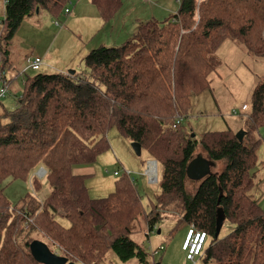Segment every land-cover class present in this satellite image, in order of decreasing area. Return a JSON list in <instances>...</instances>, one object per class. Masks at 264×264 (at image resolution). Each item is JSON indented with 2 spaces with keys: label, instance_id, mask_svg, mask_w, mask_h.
I'll return each mask as SVG.
<instances>
[{
  "label": "trees",
  "instance_id": "trees-1",
  "mask_svg": "<svg viewBox=\"0 0 264 264\" xmlns=\"http://www.w3.org/2000/svg\"><path fill=\"white\" fill-rule=\"evenodd\" d=\"M74 1L3 0L2 69L12 67L11 40L25 18L46 9L60 20ZM92 1L106 23L122 3ZM263 33L264 0H204L199 8L197 0H181L176 14L141 22L121 46L92 49L83 59L84 70L27 76L14 110L0 119V264H41L31 252L34 240L76 264H98L110 250L124 262H145L147 253L132 235L152 231L168 213L189 230L205 233L197 264H264V209L256 197L255 170L264 128V78L253 91L243 141L231 129L198 140L187 122L196 96L211 88L224 41L264 56ZM113 128L161 164V193L151 208L126 175L109 196L92 198L86 177L74 173L110 147L107 134ZM199 155L212 166L191 191L187 167ZM40 168L47 171V201L29 193L13 206L1 184L33 175L39 190L34 174ZM226 223L235 227L222 235Z\"/></svg>",
  "mask_w": 264,
  "mask_h": 264
},
{
  "label": "rangeland",
  "instance_id": "rangeland-1",
  "mask_svg": "<svg viewBox=\"0 0 264 264\" xmlns=\"http://www.w3.org/2000/svg\"><path fill=\"white\" fill-rule=\"evenodd\" d=\"M84 4H88L90 7L86 11H82L79 19L74 21L73 19L72 21L67 20V15L57 20L46 9L25 18L11 40L10 56L11 60L13 59V64L8 71L14 78H17L10 85V90L0 105L2 121L6 119L2 117V113H11L17 105L20 90L24 85L20 79L21 73L25 75V78L38 73L31 69L25 70L27 56H36L37 54L42 57L46 56L45 64L41 71L39 70L43 73L66 72L59 70V67L74 70L78 65H83L81 59L83 55L88 54L102 43H105V46L111 45L110 47L121 46L126 39H123L118 45L114 44L116 43L114 40L119 38L118 34L121 30L125 35L124 25L129 27L133 23L139 24L153 19L160 22L165 21L179 11L181 0H152L150 3L141 0H122L120 10L115 15V20L118 23V25H114L116 31L112 27L101 30L99 20L102 18H100L98 9L92 0H75L74 4L68 6L72 10L70 17L74 16L76 8L83 7ZM3 15L4 2L0 0V32ZM58 21L66 23V29L61 31V24L58 25ZM216 55L219 65L211 76V88L196 96L192 113L187 121L192 125L198 140L205 133L211 131L231 129L237 133L243 130L246 125L244 115L241 114L242 106L245 104L249 106V110L245 111V114L251 112L253 91L258 82L264 78V56L253 55L234 40L224 41ZM48 64L59 67L48 66ZM234 109L238 110L240 114L234 115ZM260 133L262 138L260 159L255 170L257 187L262 190L259 194L263 193L260 203L264 209V128L260 129ZM107 135L110 147L100 153L95 162L75 167L81 174L86 175V185L90 196L92 198L109 196L115 191L117 181L125 176L124 170H126L138 179L135 184L138 185V191L142 194V202L148 208L156 205L161 193L160 162L150 158L146 149H143L141 155H138L132 147V141L123 136L117 128L111 129ZM197 152L200 153L201 150L199 149ZM148 163L156 164L155 173L145 174ZM220 167L218 165L213 171H217ZM84 168L85 170H83ZM38 178L42 184L39 190L33 188V175L27 179H7L1 184V187L13 206L19 205L29 193L34 194L40 202L45 203L49 198L50 189L45 178ZM194 181L191 180L188 186L191 191H194L199 184ZM59 221L65 227H69L71 224L66 218H60ZM234 227V224L226 223L222 235L228 234ZM189 228L191 226H187L179 216L165 214L152 231L144 229L132 235V239L147 253L145 262L140 261L139 258L124 262L113 250H110L106 258L98 264H197V256L194 260H190L188 255L186 258L185 251L187 250L182 246Z\"/></svg>",
  "mask_w": 264,
  "mask_h": 264
},
{
  "label": "water",
  "instance_id": "water-1",
  "mask_svg": "<svg viewBox=\"0 0 264 264\" xmlns=\"http://www.w3.org/2000/svg\"><path fill=\"white\" fill-rule=\"evenodd\" d=\"M39 11V9H37ZM73 74L75 70H70ZM246 131L240 130L236 133V137L243 141ZM132 147L138 155H141L142 146L138 142H132ZM212 163L202 155L195 157L187 167V176L191 180L201 181L205 179L211 170ZM218 235V234H217ZM31 252L35 260L41 264H76L69 262L67 257L61 256L53 252L48 244L41 240H34L31 244Z\"/></svg>",
  "mask_w": 264,
  "mask_h": 264
},
{
  "label": "built area",
  "instance_id": "built-area-1",
  "mask_svg": "<svg viewBox=\"0 0 264 264\" xmlns=\"http://www.w3.org/2000/svg\"><path fill=\"white\" fill-rule=\"evenodd\" d=\"M145 1H149V0H145ZM204 1V0H197V7L199 8L200 3ZM66 15L69 16L71 13V10L69 8H66L65 10ZM197 19V23L199 22V16L196 18ZM175 20V19H174ZM176 21V20H175ZM61 24V28L64 30L66 29L67 25L66 23H61V21H58V25ZM44 58L41 56H29L27 57V69H31L33 71H39L42 69V66L44 65ZM9 71H5L4 69H2V62H0V102H2V100L6 97L8 91L10 90V80L11 78L8 77ZM21 76H25L23 73H21ZM25 82V78L23 79V83ZM249 110V106L247 104H245L244 106H242L241 109V114L244 115V117H248V114H245V111ZM233 114L237 115L240 114V112L236 109L233 110ZM181 118L178 117L177 123L181 122ZM157 170L156 164L155 163H148L147 164V168L145 171V174H152L155 173ZM37 174H35L36 176L40 177V178H45L47 171L44 168H40V170L38 172H36ZM124 174L130 179V181L132 183H136L137 178L135 176L132 175L131 172L124 170ZM118 175V173L116 172V176ZM201 244L198 243H194L193 246L189 245L188 248L186 249L188 251V257L190 258V260H194V258L198 255L201 254L202 248L200 246ZM201 247V248H200Z\"/></svg>",
  "mask_w": 264,
  "mask_h": 264
},
{
  "label": "crops",
  "instance_id": "crops-1",
  "mask_svg": "<svg viewBox=\"0 0 264 264\" xmlns=\"http://www.w3.org/2000/svg\"><path fill=\"white\" fill-rule=\"evenodd\" d=\"M141 1H145V0H141ZM147 2V1H146ZM149 3L150 2H152V0H149L148 1ZM74 4V3H73ZM82 6H79V8H76L75 9V11H74V16H72V17H70L71 15H69L68 16V18H67V20L69 19L70 21H72V19H73V21L74 20H78L79 19V16H80V14H81V12L82 11H86L90 6L88 5V4H84L83 5V7L81 8ZM71 12H72V10H71ZM99 12V11H98ZM70 14H72V13H70ZM99 15H100V13H99ZM101 16V15H100ZM100 18H102V17H100ZM115 18H116V16L112 19V20H110L109 22H104L103 21V19H100L99 20V23H100V26H101V30L102 29H107L108 27H112L113 28V30H115L116 31V28H115V24H117L118 25V23L116 22V20H115ZM114 20V22H112ZM140 24V23H139ZM139 24H137V23H133L131 26H125L124 25V27H125V35H123L122 34V30H121V32H119V34L118 35H120L119 36V38L115 41L114 40V42H116V43H114L115 45H118V44H120L121 43V41L124 39H129V38H132L136 33H137V31H138V29H139ZM112 30V31H113ZM61 31H63V29L61 28ZM123 35V36H122ZM110 40V39H109ZM105 43H102L101 45H104ZM111 45H109L108 47H110ZM87 55V54H86ZM86 55H83V57L81 58L82 60H83V58H84V56H86ZM30 56V55H29ZM29 56H27V57H29ZM36 56H41L42 57V55H40V54H37ZM43 57H45L44 58V61H45V59H46V56L45 55H43ZM83 62V61H82ZM74 63V62H73ZM51 64H48V66H50ZM52 67H59V66H56V65H51ZM83 65H78V67H76L74 70H75V72L76 71H81V70H84V67H82ZM67 69H69V68H67ZM66 68L64 69V68H62V67H59V70H61V71H70V70H73V69H69V70H67ZM9 74H10V78L11 79H13L14 78V76H12L11 75V73H10V71H9ZM17 78V77H16ZM25 78V76H20V79H21V81H22V83H23V79ZM245 118V117H244ZM83 170H85V168L83 169ZM74 173L75 174H77V175H83V176H85L86 177V175H84V174H81V172H79V169H74ZM260 192H262V190H260L258 187H257V190H256V196L257 195H259V196H257L258 197V199H259V203H260V200H261V198L263 197V193L262 194H259ZM260 205H261V203H260ZM262 207V206H261Z\"/></svg>",
  "mask_w": 264,
  "mask_h": 264
},
{
  "label": "clouds",
  "instance_id": "clouds-1",
  "mask_svg": "<svg viewBox=\"0 0 264 264\" xmlns=\"http://www.w3.org/2000/svg\"><path fill=\"white\" fill-rule=\"evenodd\" d=\"M203 245V244H202ZM203 247V246H202ZM186 250V249H185Z\"/></svg>",
  "mask_w": 264,
  "mask_h": 264
}]
</instances>
